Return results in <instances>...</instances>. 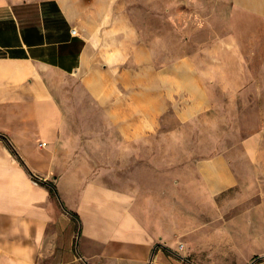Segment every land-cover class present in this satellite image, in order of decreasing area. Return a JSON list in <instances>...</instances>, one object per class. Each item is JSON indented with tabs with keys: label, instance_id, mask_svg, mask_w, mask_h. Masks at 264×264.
<instances>
[{
	"label": "crops",
	"instance_id": "1",
	"mask_svg": "<svg viewBox=\"0 0 264 264\" xmlns=\"http://www.w3.org/2000/svg\"><path fill=\"white\" fill-rule=\"evenodd\" d=\"M130 2L0 0V264H232L264 246V220L242 217L198 242L221 217L202 207L260 174L264 131L202 159L167 122L208 115L211 80L264 56V0H232L223 26L178 8V31L227 34L172 54V9L139 24Z\"/></svg>",
	"mask_w": 264,
	"mask_h": 264
},
{
	"label": "rangeland",
	"instance_id": "2",
	"mask_svg": "<svg viewBox=\"0 0 264 264\" xmlns=\"http://www.w3.org/2000/svg\"><path fill=\"white\" fill-rule=\"evenodd\" d=\"M132 8L131 21L139 24L150 22V8L154 9L155 22H162V10L166 7L172 9L173 14L169 18V22L173 23V29L169 32V37L164 43L165 48L168 46L170 53L177 51V44L181 38H186V42L190 44L210 45L216 42L218 38H223L227 31L220 30L218 34L207 35L208 32H181L177 30V10L185 9L187 14H191L188 21L196 22L201 25L205 22H213L223 26L226 21V12L228 3L232 0H130ZM224 5V6H223ZM186 21V22H188ZM256 31V30H253ZM141 33H145L144 29ZM155 35L160 32H154ZM253 36L256 32H250ZM158 35V34H157ZM258 39V37H256ZM154 46L160 53L163 46L159 43L157 36L154 37ZM194 40H197L193 43ZM250 41V40H249ZM251 42V41H250ZM254 41H252L253 43ZM258 52V53H257ZM257 56L250 57L249 68L245 66V70L250 71L249 74H243L241 78H227L221 80H211L213 88L214 110L197 118L192 123H177L175 119L169 116V131L179 129L177 134L186 136L189 140L186 143V152L192 151L194 156L198 158H207L218 153H225L231 157L240 153L241 144L246 137L264 131V56L260 54L259 49L256 51ZM254 59V60H252ZM239 64H233L234 75L242 71ZM241 73H238V75ZM179 122L181 120H178ZM184 124V125H183ZM260 174H256L255 178L247 185L246 190L241 194L240 189L227 192L217 197V203H208L202 207L203 218L221 215L216 222L210 226L203 222L202 233L198 242L203 243L210 240V233L219 237L221 229L225 225V220L232 218L235 221L230 225V230H242V218H249L252 221L264 220V161L259 162ZM260 178L261 185L258 183ZM261 193H260V191ZM217 205V206H216ZM224 216V218L222 217ZM235 216V217H234ZM255 223V222H254ZM208 228H205L207 227ZM218 243H221L219 241ZM262 242L251 241L248 249L245 248L244 253L234 255L232 264H258L259 257H263L259 251L264 246Z\"/></svg>",
	"mask_w": 264,
	"mask_h": 264
},
{
	"label": "built area",
	"instance_id": "3",
	"mask_svg": "<svg viewBox=\"0 0 264 264\" xmlns=\"http://www.w3.org/2000/svg\"><path fill=\"white\" fill-rule=\"evenodd\" d=\"M182 247V246H181Z\"/></svg>",
	"mask_w": 264,
	"mask_h": 264
}]
</instances>
